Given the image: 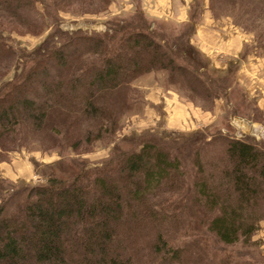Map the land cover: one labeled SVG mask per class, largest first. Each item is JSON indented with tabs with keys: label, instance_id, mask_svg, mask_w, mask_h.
I'll use <instances>...</instances> for the list:
<instances>
[{
	"label": "trees",
	"instance_id": "obj_1",
	"mask_svg": "<svg viewBox=\"0 0 264 264\" xmlns=\"http://www.w3.org/2000/svg\"><path fill=\"white\" fill-rule=\"evenodd\" d=\"M112 1L0 0V151L75 152L111 142L122 117L143 102L131 82L151 71H165L169 86L206 110L228 95L246 46L241 59L214 69L190 42L196 12L176 35L185 49L152 30L141 0L133 14L107 21L104 33L56 29L29 51L9 43L12 33L39 35L59 12L98 13ZM222 7H238L252 22L264 17V0H211L213 11ZM150 136L135 149L115 145L99 166L49 175L13 207L0 204V264H197L193 242L186 250L165 237L176 224L193 228L186 218L203 221L224 244L250 242L264 220V144L225 138L222 151L202 154L200 135L178 143ZM185 145L194 154L192 183L182 167ZM9 188L0 178V195Z\"/></svg>",
	"mask_w": 264,
	"mask_h": 264
},
{
	"label": "rangeland",
	"instance_id": "obj_2",
	"mask_svg": "<svg viewBox=\"0 0 264 264\" xmlns=\"http://www.w3.org/2000/svg\"><path fill=\"white\" fill-rule=\"evenodd\" d=\"M133 1L134 0H113L105 11L98 13L75 10L70 12H59V20L53 22L39 35H32L26 31H22L21 34L12 33L9 35V43H12L15 47L29 51L33 47L39 45L49 35L56 32V29L68 33L76 30L104 33L107 30L106 22L110 21L114 16L126 17L133 14L136 8ZM171 2L174 6L172 9L176 12L179 6L177 2L179 3V1L172 0ZM188 4L190 15L192 16L193 12L197 13V22L200 20L201 13L205 9L210 10L215 18H226L232 24L233 29L235 28L237 33L243 37V47L246 46V55L248 54L246 58H258L264 54V50L259 46L257 47V42L262 41L258 39V36L264 31V17L258 18L256 21L252 22L251 17H249L250 15H238V7L234 10L222 7L221 9L213 11L211 8V0H188ZM193 5L195 7H193ZM36 6L39 14H41L43 12V3H37ZM141 6L140 3V8L142 9ZM81 7L87 6L82 5ZM152 8H155V6H152ZM163 9L165 13H161V17H156L157 19L152 21V30H156L161 35H163V31H165V37H167L168 41L173 45L177 46L176 49L180 47L185 49L183 44L185 38L182 39L181 36L176 35L179 30L184 28L183 26L186 22L177 23L174 18H172L167 8L159 7L158 12H163ZM169 9L171 8L169 7ZM221 32L224 33L225 30L222 29ZM226 37L227 35L224 33L223 39ZM262 43H264V39ZM217 45L218 44L209 48L212 54L211 58L214 60L211 61L218 64L217 67L214 65L211 66L219 71H224L222 66L226 65L225 63L227 62L228 55L222 52V50L215 49ZM240 55L241 54L238 56L239 59H241ZM7 76H11L10 71H8ZM166 77L167 73L165 71H151L140 75L131 82L136 93L141 94L143 102H141L136 109H133V111L126 113L122 117L121 127L114 134L111 142H104L102 140L95 141L92 145L82 147L75 152L70 149L60 152L46 151L42 148L38 150L33 145L7 152L0 151V178L10 184V188L0 195V204L13 207L17 202L26 197L31 187L45 184L49 175L62 177L61 175L66 174L69 176L75 174L84 164L86 166L101 165L109 159L115 145H118L122 150L135 149L136 145L141 141L140 136L143 134L151 135L150 137L154 141L165 140L167 137L176 143L179 142V137L200 135L203 137L201 140L202 154L204 152L211 153L214 149H216L217 152L222 151L223 145L220 142L225 138L240 140L248 138L252 142L264 144V110L257 105L256 98L250 96L245 91L244 87L240 85L239 82H236L235 77L233 78L232 76L229 78L230 87L226 90L228 95L217 99L223 100L224 105L222 106V111L211 123L206 125L199 123L197 120L198 114L195 110L200 109L202 111H208L203 108L210 107L205 105L204 101L201 99H194L193 101L188 100L185 96L187 95L185 90L179 91L175 87L169 86ZM140 78H146L143 80V83H146L145 85H152L156 82L159 86L169 89L178 95L182 100L181 102H191L193 108L190 106L188 110L190 111V117H188L187 112L184 111L186 120L181 118V121L174 125L167 124V121L164 122L165 111H163V105L160 106V104H158L160 107L155 109L156 105L149 102L146 98L148 88L142 87V83H139V80H141ZM252 85L254 88L252 90L255 91L256 95L260 96L259 91L261 89L255 78L254 81H252ZM173 108L174 112H181L183 107L176 105ZM192 109L194 110L192 111ZM235 116L243 117L242 119L244 120H233ZM153 118H156L154 122H152ZM245 118L248 121L245 120ZM175 119L174 117L172 123ZM252 123L253 126H251ZM187 146L188 145L184 146L185 149L181 154V160L185 172V179L188 183H192L191 179L195 174L193 165L194 154L193 150H186ZM205 157L206 155L202 156L203 159H205ZM21 160L29 164L28 173H25L23 170L25 164L24 166L16 164V161L19 162ZM59 167H61L60 170H58ZM187 203L186 206H189V203ZM190 205L192 206V204ZM183 215L184 214H182V216ZM184 224L185 226L193 228L183 230L184 226L176 224L165 237L172 241L175 246L179 244L184 245L186 250L187 248L189 249V243L193 242L195 248L190 246L189 251L191 250L194 254L193 259L195 258L198 261L197 264H264L261 241L253 240L252 237L251 241L246 244L242 241H238L235 244H224L209 233L203 221H194L186 218L184 219ZM186 250H184L185 253Z\"/></svg>",
	"mask_w": 264,
	"mask_h": 264
},
{
	"label": "crops",
	"instance_id": "obj_3",
	"mask_svg": "<svg viewBox=\"0 0 264 264\" xmlns=\"http://www.w3.org/2000/svg\"><path fill=\"white\" fill-rule=\"evenodd\" d=\"M171 1L172 0H141V5L143 11L151 19H157L158 17H161V13H165L164 9L163 12H158V9L160 7L167 8L172 18H174L177 23L189 21L188 0H178L179 3L177 2V4L179 6L176 12L172 9L174 8V6ZM152 6H155V8H152ZM169 7L171 9H169ZM222 29L225 30L224 33L225 35H227L225 39H223L224 33L221 32ZM190 42L195 48H197L199 53L202 54L208 62H210V65H214L215 67H217L218 64L211 61L213 60V58H211L212 54L209 48L218 44L215 49L222 50V52L228 55L227 62L225 63L226 65L222 66V68L225 70L231 62H236L237 59H239L238 56L243 48L244 40L243 37L239 33H237V30L235 28L233 29L232 24L226 18H215L210 10L205 9L201 13L200 20L195 26L193 35L190 37ZM234 77L236 82H239V84L244 87L245 91L250 96L256 98L257 105L264 110V54H262L258 58L249 57L245 60H242V63L237 69ZM254 78L257 80V84H259L260 86V96L256 95L255 91L252 90L254 89L252 87V81H254ZM140 79L141 80H139V83H142V87L148 88L146 98L149 100V102L156 105L155 109L163 105L162 108L163 111H165L164 122L167 121V124L174 125L179 123L181 121V118H183V120H186L184 111H186L188 117H190V111L188 110L190 109V106L192 107L191 102H181L182 100L178 97V95L173 93L169 89L159 86V84L156 82L152 85H145L146 83H143V80L146 78ZM158 104H160V106ZM176 105H180L183 107L181 112H174L173 107ZM223 105V100H216L213 103L212 108L208 111L196 109L195 112L198 114L197 120L200 124L204 125L211 123V121L220 114ZM193 110L194 109H192V111ZM174 117L176 119L172 123ZM242 118L243 117L235 116L233 120H244ZM154 120H156V118H153L152 122H154ZM245 120L247 119L245 118ZM251 126H253V123L251 124ZM16 164L19 166H24L25 164L23 170L25 171V173L29 172L28 163L21 160L19 162L16 161ZM252 237L253 240L261 241L262 255L264 257V220L260 223V229Z\"/></svg>",
	"mask_w": 264,
	"mask_h": 264
}]
</instances>
